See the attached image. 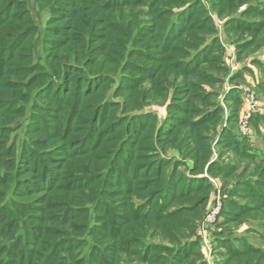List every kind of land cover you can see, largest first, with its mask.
<instances>
[{"label":"trees","instance_id":"16d2710c","mask_svg":"<svg viewBox=\"0 0 264 264\" xmlns=\"http://www.w3.org/2000/svg\"><path fill=\"white\" fill-rule=\"evenodd\" d=\"M243 3L241 0H211V7L219 9L217 13L219 17L226 14L223 23L225 29L240 30L252 35L258 34L264 29V3H250L246 10L236 15L238 7ZM165 4L168 5L167 8L164 6ZM2 6L3 8H1ZM128 6L146 8L144 26H140L136 30L134 43L144 45V50L136 51L144 57L146 56L145 58L149 62H158L157 59L160 56L166 65L187 77L198 72L200 67L209 61L212 53L221 49L219 38L206 39L214 33L215 19L204 8L201 0H93V2L92 0H66L62 12L64 13L62 14L63 18H58L67 19L66 24L55 34L66 36L70 42L75 41L83 55L85 49L91 54L96 50L97 53L95 52L93 55H100L104 49L108 50L110 47L123 51L128 41L122 44L116 39L105 40L103 46L100 44L95 49H92L91 45L94 42L91 41L86 47L83 40H80V32L89 31V35H91L99 24H103L102 19L98 22L90 20L94 18L97 10L100 11L98 16L103 17L105 11ZM172 8H177V10ZM68 10L70 12H66ZM66 14L68 15L64 17ZM252 16L261 20L256 21L254 17L252 20ZM93 29L94 31H92ZM112 29L109 31L114 34L117 32L116 35L125 38L124 31L115 26ZM32 32L31 20L24 3L11 0L3 4V0H0V88L8 85L18 87V83H12L4 78L16 75L15 61L23 59L30 61L29 51L24 56L19 52V49L23 47ZM197 33L205 35L201 40L196 37L198 42L202 41L204 44L200 48L197 43L190 42L189 44L190 39L189 41L185 40L187 37H195ZM249 41L251 42H245L242 46L249 47L251 43L253 44L252 39ZM64 43L60 42V44ZM10 61L12 62L10 63ZM86 62L87 64H85ZM88 64H91L89 60L84 61V66ZM51 68V81L41 90L43 97L49 102L43 107L35 106L43 115L40 118L38 114L33 115L35 121L30 126L28 133L42 137L43 144L41 145L43 146L56 137L61 143L51 149L38 152L31 149L25 142L24 148L20 151L15 164V173L17 175L21 172L24 175L30 174L31 179L18 180L12 190L10 201L0 206V237H5L9 228L12 230V228L16 229L21 226L18 228V234L12 237L13 241L8 247L4 245L0 248L1 252H6L8 255L6 260L0 258V264H33V261L35 264H63V252L77 250L80 246L85 245L86 239L61 238L49 243L45 242L44 239L47 238H43L44 235L49 236V234L56 233L53 231L54 227L45 223L69 229L73 220L85 213V208L69 207L65 202V194L73 193L101 179L105 190L99 195L92 208L93 211L96 210L99 213L100 219L97 218L93 225L90 222L87 231V236L96 238L98 243L93 245L90 256L82 257L70 264H93L92 261H96L95 264H119V257L123 253L135 255L140 251L138 247L141 244L135 240L113 242L116 237L121 235L128 220L141 216L150 217L154 221L162 220L175 213V211L172 212L173 210L169 211L175 199H181L209 188L206 179L194 176L201 169L197 160H194L196 164L193 163L189 174L179 172L178 167L185 165V158L190 155L189 147L192 140L197 144V149L204 146L201 144L204 143L202 141L204 139L198 136L196 130L199 125L216 117L218 112L205 113L189 126L188 136L181 140V144L185 147L182 152L185 156L184 160L168 159L163 156L165 152L158 151L155 144L172 132H175V135L181 132L180 130L188 124L186 119H178L170 115L158 118L156 115L146 113L124 114L123 112L117 114V104L104 101L99 94L100 86L108 78L106 74H91L66 61L57 62ZM159 68L160 66L138 68L142 75L141 78L122 77L118 91L141 88L145 81L157 75ZM262 74L264 76V69ZM240 77H243L242 74H239ZM184 87L185 90L190 91L192 85L185 81ZM256 89L259 93L264 94V84L258 85ZM236 93L235 89L231 90L226 95V100L235 99L237 104H240ZM16 98L14 95L11 99L0 97V145L2 147H4V141L10 132L7 126L8 120L15 116L16 111L19 110ZM200 98H204V96L201 95ZM90 99L96 100L95 104H90ZM70 100L71 102H69ZM69 104H71V108L67 109ZM177 109L175 108V110ZM180 109L182 112L187 111V109ZM237 111L236 108L231 119L227 118L225 126L221 130V140L218 144L226 142L231 150L248 158L252 154L235 138L230 128L233 121H236V117L238 118ZM253 116L264 124L262 115L256 113ZM81 122L88 126L79 127ZM145 142L148 145H139ZM112 149L115 151H113L114 153L111 151ZM2 150L0 151V167H5L6 157L10 156V160L13 161V150ZM178 150L180 151L179 148ZM196 154L198 153L196 152ZM86 155L96 162L107 161V166L104 165L106 170L103 173L94 174L89 172L85 166L81 170L79 169V172L89 173V175H75L74 173L69 175L70 180L64 183L65 170L69 163ZM111 155L112 158L109 160ZM52 161H55L54 166L51 164ZM232 169L228 164L214 161L209 165L208 171H215L222 176H227L230 175ZM9 175L7 172L0 171V200L6 195L4 188L6 180H8L6 177ZM30 195H41V206L28 209L22 207L25 204H20L16 200L18 197ZM115 195L120 196L121 200L109 202L108 199ZM128 196L137 197L142 201L141 204L132 206L131 201L126 198ZM231 197L240 200L252 197L259 206H264V182L243 181L234 188ZM47 198H50L49 201L44 200ZM222 199L223 206L232 209L231 213H223L226 220H234V217L246 212L245 206L233 204L229 198ZM20 207L29 212L32 211L34 214H29L21 221L19 217L16 218L15 214V209L20 212ZM60 208L64 209L61 214L46 213V210ZM6 219H11L13 222H6ZM6 237V241H8L9 237ZM238 242L242 251L249 250L263 254L244 239L238 240ZM221 244L233 255L242 253L229 241ZM154 250L149 248L148 252ZM149 255L150 253L143 256V259L152 258ZM181 255L182 250L175 251L168 264H179Z\"/></svg>","mask_w":264,"mask_h":264},{"label":"rangeland","instance_id":"374dc122","mask_svg":"<svg viewBox=\"0 0 264 264\" xmlns=\"http://www.w3.org/2000/svg\"><path fill=\"white\" fill-rule=\"evenodd\" d=\"M8 1L11 0H3V4ZM17 1L24 3L33 31L23 47L19 49V52L25 56L29 51L31 59L30 61L24 59L15 61L14 71L17 72L16 75H9L10 77L4 78L12 83H18V87L8 85L0 88V97L11 99L14 95L17 97V106L19 107L15 116H10L12 118L8 120L7 126L10 132L7 134L6 141H4L5 145L4 147L0 145V151H3L2 149L13 150V161L8 156L5 158L7 160L5 167H0V171L10 174L9 177H6L8 178L4 188L6 189V195L0 200V206L10 201L12 190L18 180L31 179L30 174L24 175L21 172L17 175L15 173V164L25 142L28 143L31 149L38 152L51 149L61 143L56 137L43 146L41 145L43 144L42 137L28 132L33 121H35L33 115L38 114L39 118L43 115L35 106L41 105L43 107L49 102L48 99L43 97L41 90L51 81V67L57 62L66 61L91 74L101 73L108 76L107 80L103 81L100 86L99 94L104 101L117 104V114L123 112L124 114L146 113L156 115L158 118L170 115L178 119H186L188 124L180 130L181 132L176 135L175 132H172L155 144L158 151L163 150L165 152L163 156L168 159L179 158L184 160L185 156L182 152H184L185 147L181 144V140L188 136L189 126L205 113L218 112L216 117L205 124L199 125L196 130L198 136L203 137L204 140L202 141L204 143L201 144H204V146L197 149V144L193 143L192 140L189 147L190 155L185 158V165L178 167L179 172L189 174L193 163H195L194 160H197L201 169L194 176L206 179L209 188L181 199H175L169 210H173L172 212L175 211V213L162 220L154 221L150 217L142 216L128 220L121 235L116 237L113 242L135 240L141 244L138 247L140 251L139 254L136 253L135 255L123 253L119 257V264H168L174 252L180 250H182V255L179 256V264H264V206H259L252 197L243 200L231 197V192L243 181L264 182V124L253 116L257 113L264 117V94L259 93L256 89L258 85L264 84L262 74L264 69V29L253 35L240 30L225 29L223 23L226 14L219 17L217 15L219 9L211 7V0H201L204 8L215 19L214 33L206 39L219 38L221 49L213 52L209 57V61L203 64L198 72L186 77L171 66L166 65L165 61L160 59V56L157 59L158 62H149L146 60V56L144 57L136 51L144 50V45L136 44L134 40H136V30L140 26H144L146 20L145 7L112 8L105 11L103 17L98 16L100 11L97 10L94 18L90 20L91 22H98L102 19L103 24L100 22L102 25L99 24L95 31L93 29L94 32L91 35H89V31L80 32V40H83V44L87 47L92 41L94 42L91 45L92 49H95L100 44L103 46L105 40L116 39L121 41L122 44L128 42L125 44L123 51L110 47L108 50L104 49L100 55H93L95 52L97 53L96 50L91 54L85 49L83 55L75 41L70 42L66 36L55 34L66 24L67 19H58L63 18L62 14L64 13L62 12L66 0ZM241 1L244 3L240 4L236 15L246 10L250 3H264V0ZM164 6L167 8L168 5L165 4ZM172 9L177 10V8ZM66 12H70V10ZM67 15H64V17ZM96 16L98 17L96 18ZM253 17H251L252 20H254ZM255 20L259 21L261 19L255 18ZM113 26L124 31V39L122 36L116 35L117 32L114 34L109 31L113 30ZM196 37L201 40L202 37L204 39L205 35L197 33L195 37H187L185 40L189 41L190 39L189 44L190 42L197 43L200 48L204 44L202 41L198 42ZM251 39L253 44L251 43L249 47L242 46L245 42H251L249 41ZM60 42L65 43L60 44ZM79 60L80 62H78ZM86 60H89L91 64L84 66ZM149 66L155 68L160 66L154 78L145 81L139 89L129 88L124 89L123 92L118 91L122 77L127 76L129 79L141 78L142 75L138 68ZM239 74H242L243 77L239 78ZM185 81L192 85L190 91L185 90ZM234 89L237 92L236 96L240 99V104H237L235 99L226 100V95ZM201 95L204 98H200ZM247 99L256 103L257 112H251V104L247 103ZM95 101L90 99L89 102L93 105ZM71 104L68 105L67 109L71 108ZM175 108L178 109L175 110ZM180 108L187 109V111L182 112ZM236 108L238 109V118L236 117V121H233L230 128L235 138L252 154L248 158L231 150L226 142L218 144L221 140V130L224 128L227 118L231 119ZM107 123L109 122L107 121ZM243 124L245 128L241 130ZM82 126L86 127L88 125L81 122L79 127ZM31 141L32 143H30ZM139 145L146 146L148 143H140ZM87 156L69 163L65 170L64 183L70 180L69 175L74 173L75 175H89V173L79 172V169L81 170L85 166L89 172L94 174L103 173L106 170L107 161L100 163ZM111 158L112 155L109 156V160ZM214 161L230 165L233 168L230 175L222 176L215 171H208L209 165ZM54 163L55 161L51 162L52 166H54ZM96 169H98V172H96ZM104 190V183L101 179L73 193L65 194L66 201H64L69 207L79 206L85 208V213L73 220L69 229L45 223L54 227L53 231L56 232L49 234V236L44 235L43 238H47L44 239L45 242L49 243L52 240L61 238L86 239L85 245L80 246L77 250L63 252V264H70L77 259L90 256L93 245L98 243L96 238L87 236V231L90 222L93 225L99 218V213L96 210L93 211L92 208ZM40 197L41 195H30L18 197L16 200L20 204H25L22 207L30 209L29 207L41 206ZM126 198L131 201L132 206H137L142 202L134 196ZM222 198H229L233 204L245 206L246 212L234 217V220H226L223 213H231L232 209L223 206ZM49 199L44 200L49 201ZM119 199L121 200V197L115 195L108 200L112 203ZM122 202L124 203L125 199ZM19 210L20 212L15 209V214L16 218L19 217L21 221L29 214H34L32 211L21 209V207ZM63 211L64 209L61 208L49 209L46 210V213L58 215ZM10 221L11 219H6V222ZM18 228L7 230L8 241H6V236L0 237V248L4 245L8 247L13 241L12 237L18 234ZM241 239H244L263 254L249 250L242 251L238 242ZM227 241L239 248L242 253L238 255L229 253L228 249L221 244ZM149 248L155 250L148 252ZM148 253L152 258L150 257L149 260L143 259ZM7 256L6 252L0 251L1 259L6 260ZM36 261H39V259H36ZM95 262L92 261L93 264ZM33 264H35L34 261Z\"/></svg>","mask_w":264,"mask_h":264},{"label":"built area","instance_id":"2783aa9c","mask_svg":"<svg viewBox=\"0 0 264 264\" xmlns=\"http://www.w3.org/2000/svg\"><path fill=\"white\" fill-rule=\"evenodd\" d=\"M215 21V20H214ZM247 103L250 105L251 104V112L252 113H255V112H257L258 110H257V108H256V103L255 102H253V101H249L248 99H247ZM253 110V111H252ZM245 127H244V124H243V126L241 127V130L242 129H244Z\"/></svg>","mask_w":264,"mask_h":264}]
</instances>
